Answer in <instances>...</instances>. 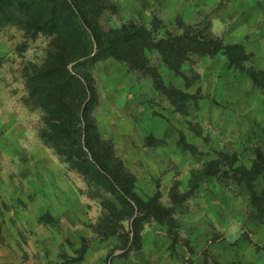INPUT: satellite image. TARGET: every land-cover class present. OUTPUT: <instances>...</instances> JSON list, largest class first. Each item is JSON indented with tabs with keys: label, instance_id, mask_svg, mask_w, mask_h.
<instances>
[{
	"label": "rangeland",
	"instance_id": "1",
	"mask_svg": "<svg viewBox=\"0 0 264 264\" xmlns=\"http://www.w3.org/2000/svg\"><path fill=\"white\" fill-rule=\"evenodd\" d=\"M113 1L118 9L106 10L99 20L104 29L130 21L150 25L157 16L162 20L155 34L159 38L165 30L181 32L177 18L185 25L208 23L225 43L245 46V66L257 71L262 84L229 65L223 54L191 53L178 71L157 49L142 51L156 71L129 67L109 53L99 55L82 67L95 86L89 115L137 177L142 197L159 188L161 202L174 207L176 224L168 231L145 218L136 241L129 220L115 215L101 220V199L90 195L85 179L44 144L48 149L43 152L62 164L65 183L74 192L53 188L55 199L48 200L40 185L0 188V218L10 219L3 235L0 225V252L11 253L0 257V264H264V220L258 217L264 198L252 200L253 192L264 193V171L246 183L235 174L240 170L231 168H250L257 150L264 157L263 55L251 36L232 38L228 29L216 31L212 25L217 13L241 21L251 17L252 9L239 0H219L211 9L216 0ZM250 1L264 8V0ZM50 41L46 33L27 35L14 22L0 27V170L32 168L25 145L16 138L23 131L36 152L33 136L43 124V111L23 103L28 96L24 71L29 62L45 59ZM97 49L94 44L91 55ZM16 120L22 130L15 128ZM172 190L180 203H174ZM100 223L120 231L105 237Z\"/></svg>",
	"mask_w": 264,
	"mask_h": 264
},
{
	"label": "trees",
	"instance_id": "2",
	"mask_svg": "<svg viewBox=\"0 0 264 264\" xmlns=\"http://www.w3.org/2000/svg\"><path fill=\"white\" fill-rule=\"evenodd\" d=\"M117 9L113 0H0V27L14 22L29 36L41 32L51 36L45 59L40 63L29 62L25 68L28 96L23 103L30 109L39 107L43 111L38 136L62 163L85 179L90 195L101 199L100 219L107 221L115 215L117 219L129 220V232L137 241L145 218L155 219L172 231L171 226L176 224L174 207L161 202L159 188L143 198L135 174L116 153L113 143L101 136L97 123L89 115L95 101L94 82L82 67L109 53L129 67L156 71L142 51L157 49L164 61L178 71L191 53L211 57L223 54L229 65L245 71L257 84L262 83L257 82V71L245 66L249 58L245 46L225 43L210 31L208 23L185 25L177 18L181 32L165 30L159 38L155 34L162 20L157 16L150 25L130 21L120 28L104 29L99 24L101 16L106 10ZM94 44L97 53L91 55ZM155 75L158 79V74ZM231 168L240 170V174L235 173L239 180L252 183L263 174V154L256 151V160L250 168L236 164ZM174 191L172 197L178 204L182 198ZM261 198L264 193L253 192V202ZM258 217L264 220V208L258 209ZM100 226L105 237L120 231L105 224ZM173 235L178 237L176 232Z\"/></svg>",
	"mask_w": 264,
	"mask_h": 264
},
{
	"label": "crops",
	"instance_id": "3",
	"mask_svg": "<svg viewBox=\"0 0 264 264\" xmlns=\"http://www.w3.org/2000/svg\"><path fill=\"white\" fill-rule=\"evenodd\" d=\"M219 0L214 1L212 4H210L209 8H214L218 4ZM229 1V0H228ZM240 2L247 1L248 7L247 9H252V15L251 17H248L247 19H243L241 21L237 20H228L226 19V15L217 13L216 15H213L212 17V25L214 30L221 31L222 29H228V34L231 35L232 38H240L245 35L251 36L254 40H256V44L261 48L262 52V62L264 65V8L260 4V2H249V0H239ZM228 3V2H227ZM227 3H223L224 7L223 9H226ZM230 6V4H229ZM247 5H245L246 8ZM196 8V7H195ZM243 8V9H245ZM243 9L239 13H243ZM221 10V11H222ZM196 12L194 15H192L191 18L195 17ZM223 15V16H222ZM233 16V15H232ZM220 18V20L217 22V19ZM226 27V28H225ZM22 113H24L26 110L24 108H20ZM15 128L17 130H22L21 122L20 121H14ZM29 128V124H27ZM25 128V127H24ZM18 131H16L17 133ZM23 131L20 132V135L16 138L18 143L25 145L26 148H24L26 159L28 160V163L31 164V169H25L23 172L18 171L17 169H7V170H0V188L4 189L8 186H17V185H23L24 187H30L32 184L40 185V189L44 187L43 193L46 194V199H55L53 196H51V191L53 188H59V192H62L63 189L67 188L70 190V192H74V186L70 185V187L67 186L64 180V175L62 173V164L55 161L54 154H51L52 156H48L46 153H44V149H48L44 145V143L38 138V136H33V141L38 148L37 151L33 150L32 146L29 143V140L27 141L26 134H22ZM31 141V139H30ZM40 152V153H39ZM13 157L16 158V155H13ZM34 168V169H33ZM21 173L23 175H21ZM65 184V186H63ZM64 187V188H63ZM62 190V191H61ZM6 219V218H5ZM10 222V219L7 218L4 220V218H0V225L3 226L2 228V235L5 233L4 226L7 224V222ZM42 231L40 230V233ZM41 239H44L41 237ZM2 240H0L1 242ZM3 246V245H2ZM2 255L10 256L11 253L5 251L2 253L0 252V257Z\"/></svg>",
	"mask_w": 264,
	"mask_h": 264
}]
</instances>
